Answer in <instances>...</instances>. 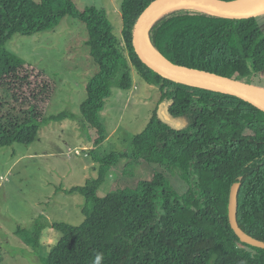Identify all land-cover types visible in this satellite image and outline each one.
<instances>
[{
	"label": "trees",
	"instance_id": "1",
	"mask_svg": "<svg viewBox=\"0 0 264 264\" xmlns=\"http://www.w3.org/2000/svg\"><path fill=\"white\" fill-rule=\"evenodd\" d=\"M150 1L121 0L117 36L106 11L95 6L0 0V146L29 144L49 121L70 116H47L57 81L7 48L15 34L53 31L66 17L84 24L97 71L86 84L81 123L93 129L95 147L108 137L101 112L112 87L130 90L134 70L159 91L148 124L131 140L130 155L110 152L97 159L96 178L65 190L84 197V220L52 224L61 237L42 264H92L98 252L101 264H264V247L241 241L228 217L229 194L237 189L238 224L264 243V111L236 96L174 81L143 63L132 34ZM149 38L173 62L263 87L251 80L264 78V34L256 18L174 9L154 20ZM123 157L131 160L127 167L155 165L151 179L99 196ZM43 228L37 223L29 236L17 232L37 252Z\"/></svg>",
	"mask_w": 264,
	"mask_h": 264
},
{
	"label": "rangeland",
	"instance_id": "2",
	"mask_svg": "<svg viewBox=\"0 0 264 264\" xmlns=\"http://www.w3.org/2000/svg\"><path fill=\"white\" fill-rule=\"evenodd\" d=\"M73 1L80 10L86 6L104 9L115 34L120 36L121 0ZM256 19L264 34V15ZM86 36L81 21L66 17L53 31L30 36L15 34L7 43L10 51L57 81L47 116L61 113L70 116L49 121L29 144L0 146V264H42L61 237L52 224L65 222L77 226L84 220L81 212L84 197L65 190L96 178L100 166L97 159L110 152L129 156L133 136L146 127L157 104L158 87L139 78L133 70L132 88L112 87L111 96L105 100L101 118L108 137L95 147L93 129L81 123L80 111L86 98V84L97 71L85 45ZM251 80L264 87L263 77ZM129 162V157H123L111 167L98 190L99 196L118 188H135L140 181L151 179L155 165L141 163L127 167ZM170 179L180 190L177 177ZM37 223H43L44 228L34 252L29 238L17 231L25 230L29 236Z\"/></svg>",
	"mask_w": 264,
	"mask_h": 264
},
{
	"label": "water",
	"instance_id": "3",
	"mask_svg": "<svg viewBox=\"0 0 264 264\" xmlns=\"http://www.w3.org/2000/svg\"><path fill=\"white\" fill-rule=\"evenodd\" d=\"M168 3L199 4L214 11L213 13L204 11L207 13L234 19H250L264 15V0H151L139 12L132 34L133 47L137 56L143 63L160 75L174 81L236 96L264 111V87L173 62L151 43L149 38L150 27L154 20L161 15L154 18V20H150V18L159 7ZM181 8L200 10L193 7H177L171 10ZM164 72L170 74H165ZM250 87L256 88L258 91H254ZM165 117L169 118L168 115H165ZM237 207V189H232L228 202V217L231 228L241 241L254 246L264 247L263 242L252 238L241 229L237 221Z\"/></svg>",
	"mask_w": 264,
	"mask_h": 264
},
{
	"label": "bare ground",
	"instance_id": "4",
	"mask_svg": "<svg viewBox=\"0 0 264 264\" xmlns=\"http://www.w3.org/2000/svg\"><path fill=\"white\" fill-rule=\"evenodd\" d=\"M177 7H193V8H197L203 11H207V12H211L213 13L214 11L205 8L204 6H201L199 4H188V3H168V4H164L161 7L158 8V10L151 16L150 20H154V18L163 15L164 13L168 12L169 10L173 9V8H177ZM165 74H170V73H166ZM251 88V87H250ZM254 91H258L256 88H251Z\"/></svg>",
	"mask_w": 264,
	"mask_h": 264
},
{
	"label": "clouds",
	"instance_id": "5",
	"mask_svg": "<svg viewBox=\"0 0 264 264\" xmlns=\"http://www.w3.org/2000/svg\"><path fill=\"white\" fill-rule=\"evenodd\" d=\"M103 259L102 253H97L95 256V259L92 261V264H101V261Z\"/></svg>",
	"mask_w": 264,
	"mask_h": 264
},
{
	"label": "built area",
	"instance_id": "6",
	"mask_svg": "<svg viewBox=\"0 0 264 264\" xmlns=\"http://www.w3.org/2000/svg\"><path fill=\"white\" fill-rule=\"evenodd\" d=\"M256 80V79H255Z\"/></svg>",
	"mask_w": 264,
	"mask_h": 264
}]
</instances>
